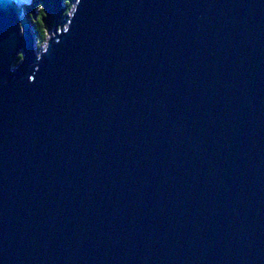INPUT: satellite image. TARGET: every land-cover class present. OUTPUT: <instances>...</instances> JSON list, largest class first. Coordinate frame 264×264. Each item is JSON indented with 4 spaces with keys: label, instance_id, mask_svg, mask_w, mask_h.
<instances>
[{
    "label": "water",
    "instance_id": "obj_1",
    "mask_svg": "<svg viewBox=\"0 0 264 264\" xmlns=\"http://www.w3.org/2000/svg\"><path fill=\"white\" fill-rule=\"evenodd\" d=\"M31 22L0 0V264H264V0Z\"/></svg>",
    "mask_w": 264,
    "mask_h": 264
},
{
    "label": "trees",
    "instance_id": "obj_2",
    "mask_svg": "<svg viewBox=\"0 0 264 264\" xmlns=\"http://www.w3.org/2000/svg\"><path fill=\"white\" fill-rule=\"evenodd\" d=\"M73 1L75 0H39V6L43 9L39 15H33L37 8V1L33 11L27 10L28 16L32 20L31 23L38 47L48 41V34L58 27L68 14L71 13Z\"/></svg>",
    "mask_w": 264,
    "mask_h": 264
},
{
    "label": "rangeland",
    "instance_id": "obj_3",
    "mask_svg": "<svg viewBox=\"0 0 264 264\" xmlns=\"http://www.w3.org/2000/svg\"><path fill=\"white\" fill-rule=\"evenodd\" d=\"M37 1V8H36V10L34 11V13H33V15L35 14V15H39L42 11H43V9H42V7H40L39 6V0H35L34 2L32 1V4H31V6H29V7H27V10L28 11H30V10H34L33 8L35 7V5H36V2ZM73 4H72V6H73V9H72V11H71V13L74 11V9H75V7H76V3H77V0H75V1H73L72 2ZM71 13H69L68 15H70ZM32 14V13H31ZM57 28V27H56ZM56 28L55 29H53L49 34H48V36H49V38H51L54 34H55V30H56ZM59 32H60V29H59ZM48 38V39H49ZM47 45H48V41H46L43 45H41L39 48H38V52H42V51H44L46 48H47Z\"/></svg>",
    "mask_w": 264,
    "mask_h": 264
},
{
    "label": "bare ground",
    "instance_id": "obj_4",
    "mask_svg": "<svg viewBox=\"0 0 264 264\" xmlns=\"http://www.w3.org/2000/svg\"><path fill=\"white\" fill-rule=\"evenodd\" d=\"M18 1L25 4V7L27 8V7L31 6L32 1L34 2L35 0H18ZM35 39H36V37H35Z\"/></svg>",
    "mask_w": 264,
    "mask_h": 264
},
{
    "label": "clouds",
    "instance_id": "obj_5",
    "mask_svg": "<svg viewBox=\"0 0 264 264\" xmlns=\"http://www.w3.org/2000/svg\"><path fill=\"white\" fill-rule=\"evenodd\" d=\"M35 3H36V2H35ZM26 12H27V15H28V11H27V8H26ZM32 27H33V26H32ZM48 41H49V39H48ZM39 47H40V46H39ZM39 47H38V48H39Z\"/></svg>",
    "mask_w": 264,
    "mask_h": 264
}]
</instances>
